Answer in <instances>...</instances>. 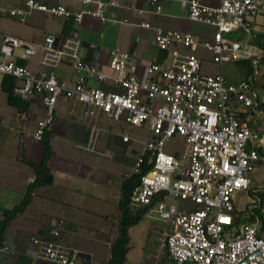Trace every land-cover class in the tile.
<instances>
[{"label":"built area","instance_id":"2783aa9c","mask_svg":"<svg viewBox=\"0 0 264 264\" xmlns=\"http://www.w3.org/2000/svg\"><path fill=\"white\" fill-rule=\"evenodd\" d=\"M126 1L24 0L13 9L0 6V17L21 23L40 12L77 24L90 17L101 23L153 29L154 44L165 54L162 64L141 66L134 54L116 47L107 52L104 65L98 51L90 61L85 60L76 39H62L54 33L46 34L42 43L4 37L0 75L16 81L15 97L23 101L38 98L43 105L44 116L37 121L32 140H42L61 99L81 108L92 123L89 141L97 139L103 121L120 127L115 134L124 143L134 139L121 125L144 128L148 138L131 170L130 175H139L140 182L130 206L147 208V216L167 226L159 238L158 255L148 264H264V227L236 225L239 212L234 205L238 193L248 194L252 189L255 165L264 160L257 151L262 141L249 126L250 113L260 98L255 86L264 82V74L263 78L262 73L258 75L264 50L224 38L239 29L248 31L251 22L264 15V0H216L214 6L182 0L188 20L213 28L212 37L205 40L154 28L144 18L146 9L137 7L135 0ZM144 1L151 13H162V0ZM120 10L135 19H115L114 12ZM15 49L21 50L20 57L26 61L41 51V68L34 71L11 59ZM199 50L209 53L218 66L251 61L255 68L252 81L232 84L220 71L206 73ZM64 61L71 69V82L57 76ZM104 67L114 74H104ZM91 82L110 84L117 90H103ZM174 138L183 140L182 152L165 150ZM88 149L93 150L91 144ZM259 208L264 216V202ZM62 226L59 221L48 236L31 238L37 264H76L79 251L59 241ZM8 250V245L0 247V253Z\"/></svg>","mask_w":264,"mask_h":264},{"label":"crops","instance_id":"0c3cea01","mask_svg":"<svg viewBox=\"0 0 264 264\" xmlns=\"http://www.w3.org/2000/svg\"><path fill=\"white\" fill-rule=\"evenodd\" d=\"M135 1L137 7L147 10L144 18L152 27L192 34L190 25H186L189 20L181 6L182 0H162L163 11L160 15L151 13L144 0ZM200 1L206 5H216V0ZM23 2L24 0H0V6L13 9ZM126 3L128 2L125 0ZM74 8L79 7L74 5ZM114 16L118 20L124 17L135 19L134 15L123 10L114 12ZM249 31L264 35V32L257 31L255 19L251 22ZM48 33H54L62 39H76L98 49L102 63L107 60V52L116 47L134 54L141 66L162 64L165 61V54L154 44L153 29L146 31L122 24L101 23L90 17H84L77 24L73 20L51 17L40 12H33L24 23L0 17V48L6 36L30 43H42ZM20 55L21 50L15 49L11 59L34 71L41 68V51L30 61L23 60ZM81 55L86 57L85 48L81 49ZM2 58L0 52V60ZM57 76L60 80L71 82V69L67 61L58 69ZM3 79V75H0V221L3 210H11L26 199L27 186L35 179L33 165L40 164L44 158L42 142L32 141L31 137L37 121L44 116L41 101L35 98L26 102L17 100L9 103L2 88ZM91 85L103 90H117L115 86L106 83L91 82ZM261 114L262 124L258 121V115ZM250 120L254 122L251 129L262 141L257 147L264 148V110L250 114ZM91 126L92 123L84 118L81 108L67 100L58 101L54 122L47 129L51 153L46 164L52 182L33 189L23 211L10 222L0 245H8L10 250L0 253V264H37L36 248L32 245L31 238L48 236L59 221L63 223L60 243L75 248L80 253L76 264L107 263L106 257L102 261H93L90 252L104 238L108 239L109 248L118 236L117 206L120 187L130 176L142 146H135L133 140L129 143L122 142L115 134L120 127L108 121L101 123L97 139L89 141ZM106 128L119 141L111 142L109 137L101 135ZM142 129L145 130L139 128ZM121 130L126 132L122 125ZM89 144L93 150L88 149ZM260 163L255 165L253 173ZM252 189L258 188L252 186ZM149 259L151 257L148 256L140 264H148Z\"/></svg>","mask_w":264,"mask_h":264},{"label":"rangeland","instance_id":"374dc122","mask_svg":"<svg viewBox=\"0 0 264 264\" xmlns=\"http://www.w3.org/2000/svg\"><path fill=\"white\" fill-rule=\"evenodd\" d=\"M255 24L257 31L264 32V16H257L255 18ZM186 25H190L191 33L194 36H197V39H210L213 34V28L205 25L203 23L188 21ZM257 33H252L245 31L244 29L237 30L236 32L225 34V39L229 43L232 42H240L246 43L249 45L254 44V36ZM254 35V36H253ZM204 39V40H205ZM202 57V66L203 70L206 73L214 74L218 71L222 73L224 78L228 83H238L242 80L246 79L245 68L241 64V62H230L225 63L221 66H218L211 61L210 54L199 50L197 52ZM107 63V60L104 65ZM263 67L259 69V74L262 73L263 78ZM103 73L112 76L114 73L107 67L103 68ZM264 83V82H263ZM260 92V97L262 98V89H258ZM260 118L261 124L263 122L262 114L258 115ZM125 128V131L134 139V145L141 147L142 144L147 140L148 133L145 130L135 129L131 126H127L125 124L122 125ZM110 128V127H109ZM109 128H106L101 135H105V137H109V141H119L116 136L111 135V131ZM33 141V140H32ZM262 143V142H261ZM184 149V143L181 138L172 139L167 145L165 150L169 152L179 151L182 152ZM141 150V149H139ZM113 154L116 153L113 151ZM132 155V154H131ZM127 165V163H126ZM254 182H252V186L258 188L257 190L261 191L264 189V161L260 163V165L256 168V171L253 173ZM251 200L246 193H238L234 205L236 210L241 213V217L246 218L248 216V209L250 208ZM240 224L246 223L243 219L239 222ZM167 228L166 225H163L161 222L154 221V219L149 218L147 215L140 220V222L129 229V251L126 255V262L128 264H140V262L145 260L148 256L151 259L155 258L158 255L159 251V238L161 237L162 231ZM112 245V244H111ZM163 253V251H162ZM110 247L108 248V239L104 238L100 240V245L96 246L92 252H90L91 259L93 261L100 260L102 261L105 257L107 259L110 258ZM150 260V259H149Z\"/></svg>","mask_w":264,"mask_h":264},{"label":"trees","instance_id":"16d2710c","mask_svg":"<svg viewBox=\"0 0 264 264\" xmlns=\"http://www.w3.org/2000/svg\"><path fill=\"white\" fill-rule=\"evenodd\" d=\"M73 20V19H69ZM252 33H255L252 31ZM254 36V35H253ZM254 44L255 46H258L264 50V35L257 33L254 36ZM81 47L85 48L86 50V57L85 60L90 61L93 53L98 51L96 48H92L87 44L81 43ZM241 64L245 68L246 72V79L244 81H252L255 68L253 67L251 61H241ZM258 64L260 66H264V52L262 57L259 59ZM3 82H2V88L7 94V100L9 103H13V101H22L21 99L14 96L12 90L16 83V81L12 77L3 76ZM258 89H262V93L264 96V83L260 85L255 86ZM26 102V101H23ZM264 110V100L262 101V98L260 97L258 100V103L256 107L254 108V111L250 114H253L255 111L262 112ZM249 126L250 128L254 127V122L252 120H249ZM50 141V134L47 132V130L44 132V135L42 137V144L44 147V155L43 159L38 165H33L34 173H35V179L32 183H30L27 186V194L26 199L22 202L21 205L16 206L15 208L11 210H3V218L0 221V245L4 240L5 233L8 229V226L10 222L18 215L20 214L25 205L27 204L28 198L30 196L31 191L35 189L37 186H46L51 184L52 177L50 175L49 168L47 167V158L50 156L51 149L49 142ZM258 154L262 157H264V148L263 147H257ZM145 173V169L143 168V172ZM140 182V176L139 175H130L127 177L121 184L120 187V199L118 202V214H117V230H118V236L116 240L112 243L110 246V258L107 261V264H126V255L129 251V229L133 226L137 225L144 216L147 214V208H133L130 206V200L132 193L134 189L137 187V185ZM248 196L253 202L250 204V208L248 209V216L246 218L241 217V213H238L239 216L235 217V224H239L241 220H245L246 224H250L252 226H262L264 227V216L260 213V206L264 202V189L254 190L250 189L248 191Z\"/></svg>","mask_w":264,"mask_h":264}]
</instances>
